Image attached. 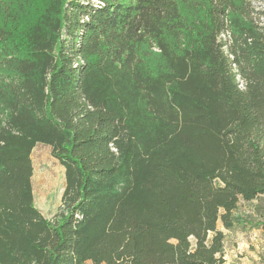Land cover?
Segmentation results:
<instances>
[{
  "label": "trees",
  "instance_id": "16d2710c",
  "mask_svg": "<svg viewBox=\"0 0 264 264\" xmlns=\"http://www.w3.org/2000/svg\"><path fill=\"white\" fill-rule=\"evenodd\" d=\"M96 1L0 0V264H225L264 195V11ZM39 144L65 168L54 218Z\"/></svg>",
  "mask_w": 264,
  "mask_h": 264
},
{
  "label": "rangeland",
  "instance_id": "374dc122",
  "mask_svg": "<svg viewBox=\"0 0 264 264\" xmlns=\"http://www.w3.org/2000/svg\"><path fill=\"white\" fill-rule=\"evenodd\" d=\"M251 1L254 6L264 11V0ZM32 160L35 205L46 217L54 218L62 203V195L66 184L65 168L52 155L50 146L44 144H39L33 149ZM257 208L263 209V215L257 216L263 218L260 222L264 226V195L250 202L241 201L235 214L237 213V217H240L241 214L246 215L250 221H253L256 219V216L253 215L256 212L253 210H257ZM220 226L222 225L220 224ZM234 238L227 246V253L228 251L231 253L233 250L238 258H243V260H240L243 264H264V233L262 235L252 234L251 238L244 235L243 239L240 240ZM229 245L231 246L229 247Z\"/></svg>",
  "mask_w": 264,
  "mask_h": 264
},
{
  "label": "crops",
  "instance_id": "0c3cea01",
  "mask_svg": "<svg viewBox=\"0 0 264 264\" xmlns=\"http://www.w3.org/2000/svg\"><path fill=\"white\" fill-rule=\"evenodd\" d=\"M256 213H253V215L256 216V219L253 221L249 220V217L246 215L241 214L240 217H237L236 215V224L232 229H226V239H225V264H243L240 262V260H243L242 257L238 258V255H236L233 250L231 253L228 251L227 253V246L229 243H231V239H243V236L250 237L253 235H262L264 233V226L263 223L260 221L263 220L261 216L257 215H263V209L257 208V210H253ZM237 214V213H236ZM252 217V216H251ZM252 233V234H251ZM236 241V240H235ZM238 241V240H237ZM231 245H229L230 247ZM257 260V259H256Z\"/></svg>",
  "mask_w": 264,
  "mask_h": 264
}]
</instances>
